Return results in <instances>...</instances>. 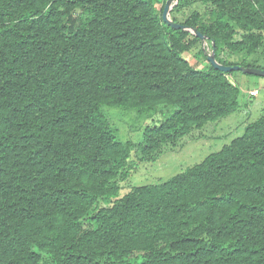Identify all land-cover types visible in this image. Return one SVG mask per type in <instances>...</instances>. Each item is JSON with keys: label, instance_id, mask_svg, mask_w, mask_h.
I'll return each instance as SVG.
<instances>
[{"label": "trees", "instance_id": "obj_1", "mask_svg": "<svg viewBox=\"0 0 264 264\" xmlns=\"http://www.w3.org/2000/svg\"><path fill=\"white\" fill-rule=\"evenodd\" d=\"M0 0V264H264V113L201 162L133 186L154 161L240 107L227 56L264 46V0ZM188 0H177L179 13ZM76 14L78 16H76ZM207 69L182 56L195 45ZM172 113L134 144L103 107Z\"/></svg>", "mask_w": 264, "mask_h": 264}, {"label": "rangeland", "instance_id": "obj_2", "mask_svg": "<svg viewBox=\"0 0 264 264\" xmlns=\"http://www.w3.org/2000/svg\"><path fill=\"white\" fill-rule=\"evenodd\" d=\"M176 3L177 1H173L172 9ZM172 9L169 12L170 19H173L171 15ZM205 10L206 6L198 0H188V4L174 15L180 22L193 11L202 13ZM76 16L78 15L76 14ZM199 47V44L195 45L190 51L183 52L182 56L193 67L207 69V61L204 55L197 53ZM226 59L230 62L244 61L247 65L255 64L264 67V46L256 54L249 56L244 53H237L227 56ZM230 79L239 88V103L241 106L248 105L253 107L259 101L264 103V76L233 71ZM249 90H256L258 95L249 98L247 95ZM102 110L110 126L114 129L117 138L121 141H130L136 144L142 140L146 127L158 125L172 113L173 108L159 105L154 111L142 115L135 110H127L122 107L104 106ZM259 115L261 114L253 111L249 121L256 120ZM239 117L240 114L234 113L216 122H209L203 128L192 131L174 144L164 146L154 161L137 162L134 168L130 170L126 181L122 183L117 196L99 200L95 210L98 207H109L116 198L124 195L133 186L164 182L187 167L201 162L210 153L220 150L222 146L228 144L233 138L242 135L244 129L241 127L239 129L236 128L238 126L236 120ZM227 122L234 123L227 125Z\"/></svg>", "mask_w": 264, "mask_h": 264}, {"label": "water", "instance_id": "obj_3", "mask_svg": "<svg viewBox=\"0 0 264 264\" xmlns=\"http://www.w3.org/2000/svg\"><path fill=\"white\" fill-rule=\"evenodd\" d=\"M173 1L176 2L177 0H166L164 7H163V11H162L163 21L172 28L188 30L192 32L196 37H198L201 40L202 45H204L205 40L207 39L206 35H203L202 33H200L197 29L193 28L192 26H188L185 24H181L179 22H175L169 18V12L173 7ZM212 46L213 48L211 52L207 55V60L215 69L220 70L222 72L240 71L245 74L264 76V69L262 68L245 67L241 65H224V64L218 63L215 59V44L213 42H212Z\"/></svg>", "mask_w": 264, "mask_h": 264}, {"label": "crops", "instance_id": "obj_4", "mask_svg": "<svg viewBox=\"0 0 264 264\" xmlns=\"http://www.w3.org/2000/svg\"><path fill=\"white\" fill-rule=\"evenodd\" d=\"M249 91H248L247 95L249 98H251L252 96H249ZM253 97H255V96H253ZM253 111H255V113H257V114L259 113L262 115L264 113V103L259 101L258 103L253 105V107H249L248 105H242L236 112H234V113L240 114V117H241V118L239 117L240 119L238 118L236 120V123L238 124V126L236 127L237 129H239L240 127L244 129L247 123L252 122V121H249V119L251 118ZM234 113H232V114H234ZM261 115H259V117ZM221 119H223V118H221ZM221 119H219V120H221ZM231 123H234V122H227L226 124L229 125Z\"/></svg>", "mask_w": 264, "mask_h": 264}, {"label": "built area", "instance_id": "obj_5", "mask_svg": "<svg viewBox=\"0 0 264 264\" xmlns=\"http://www.w3.org/2000/svg\"><path fill=\"white\" fill-rule=\"evenodd\" d=\"M257 95V91L256 90H250L249 91V96H256Z\"/></svg>", "mask_w": 264, "mask_h": 264}]
</instances>
